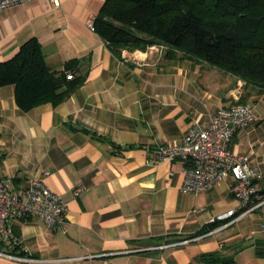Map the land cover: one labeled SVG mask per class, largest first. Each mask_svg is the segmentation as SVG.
I'll return each instance as SVG.
<instances>
[{"label": "crops", "instance_id": "1", "mask_svg": "<svg viewBox=\"0 0 264 264\" xmlns=\"http://www.w3.org/2000/svg\"><path fill=\"white\" fill-rule=\"evenodd\" d=\"M104 2L29 0L0 9V61L36 37L51 69L76 61L86 76L61 103L28 111L14 85L0 87V175L16 192L41 178L68 205L55 228L36 215L14 219L17 251L41 259L34 264H206L200 257L211 253L264 264V204L211 222L239 204L233 178L184 191L185 161L156 158L159 145L181 142L193 123L250 102L259 118L236 132L232 148L262 172L264 199V88L204 59L161 54L157 44L115 54L91 28ZM78 183L85 188L75 196ZM0 264L25 263L0 256Z\"/></svg>", "mask_w": 264, "mask_h": 264}, {"label": "trees", "instance_id": "2", "mask_svg": "<svg viewBox=\"0 0 264 264\" xmlns=\"http://www.w3.org/2000/svg\"><path fill=\"white\" fill-rule=\"evenodd\" d=\"M93 25L117 55L123 49L164 44L167 56L181 52L183 57L204 59L264 88V0H105ZM76 65L70 61L62 70L51 69L41 43L32 37L14 56L0 61V87L14 85L24 111L46 102L57 105L85 81ZM257 242L262 254L264 239ZM200 260L236 264L233 257L218 253Z\"/></svg>", "mask_w": 264, "mask_h": 264}, {"label": "built area", "instance_id": "3", "mask_svg": "<svg viewBox=\"0 0 264 264\" xmlns=\"http://www.w3.org/2000/svg\"><path fill=\"white\" fill-rule=\"evenodd\" d=\"M25 1L29 0H0V9ZM51 1L58 4V0ZM91 28L95 30L93 24ZM157 45V50L161 54L168 49L167 45ZM68 77H72V74L69 73ZM258 118L250 102L233 103L219 108L207 125L193 123L181 142L162 144L156 150V158L159 160L185 161L182 185L184 191L206 190L227 176L233 178L231 190L239 204L212 217L211 222L237 219L260 209L264 204L259 185L263 178L262 172L250 164L247 155L240 154L232 148L236 132ZM10 183L11 179L0 175V244L7 246L0 248V256L25 264H34L41 259L17 251L20 237L14 231L13 220L36 215L47 227L55 228L65 221L68 205L41 178H30L20 192L12 190ZM84 188L83 184L78 183L74 188V195H80ZM260 230L264 234V212Z\"/></svg>", "mask_w": 264, "mask_h": 264}]
</instances>
